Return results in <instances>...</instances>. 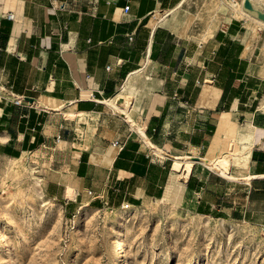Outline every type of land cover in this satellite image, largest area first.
Returning a JSON list of instances; mask_svg holds the SVG:
<instances>
[{"label": "crops", "instance_id": "1", "mask_svg": "<svg viewBox=\"0 0 264 264\" xmlns=\"http://www.w3.org/2000/svg\"><path fill=\"white\" fill-rule=\"evenodd\" d=\"M185 2L0 0V163L29 161L43 196L65 207L165 201L264 226V78L252 32L224 14L203 40L183 32L171 12ZM118 93L126 105L115 109L106 102ZM238 145L248 177L199 161ZM177 157L191 161L188 175L173 168Z\"/></svg>", "mask_w": 264, "mask_h": 264}, {"label": "rangeland", "instance_id": "2", "mask_svg": "<svg viewBox=\"0 0 264 264\" xmlns=\"http://www.w3.org/2000/svg\"><path fill=\"white\" fill-rule=\"evenodd\" d=\"M246 1L186 0L171 16L201 40L222 14L243 19L264 78V21L258 8L246 11ZM35 175L27 160L0 163V264H264V226L196 215L165 201L137 210L65 207L43 196ZM124 230V252L115 258L114 236Z\"/></svg>", "mask_w": 264, "mask_h": 264}, {"label": "bare ground", "instance_id": "3", "mask_svg": "<svg viewBox=\"0 0 264 264\" xmlns=\"http://www.w3.org/2000/svg\"><path fill=\"white\" fill-rule=\"evenodd\" d=\"M246 3H247L246 8H248L246 9V11H251L252 8H258L259 10H261L262 18L264 21V7L258 4L256 0H247ZM132 81L133 78L132 76H130L128 78L127 83L122 87L120 92L126 90ZM106 103L111 107H114L115 109L118 107V104L126 105L124 98L120 93L115 95V97L112 100H109ZM234 151L236 150H233L231 152H225L221 157L214 160L200 159L199 161H202L209 169L216 171L218 174H220L221 176L227 179H238L239 177H248V175L244 173L248 172L249 155H250L249 151L247 150L239 154L235 153ZM11 161L22 162L23 159H16ZM191 167H192V163L190 160H187L186 157L184 158L177 157L173 164V168L175 170H179V171L182 170L187 173V174L185 173V175L189 174ZM132 208L134 210H137L138 207H132ZM126 235L127 232L124 230V231H118L114 236L115 249L113 253L115 258H120L122 253L124 252L123 240Z\"/></svg>", "mask_w": 264, "mask_h": 264}, {"label": "built area", "instance_id": "4", "mask_svg": "<svg viewBox=\"0 0 264 264\" xmlns=\"http://www.w3.org/2000/svg\"><path fill=\"white\" fill-rule=\"evenodd\" d=\"M123 10H128V7H124V9ZM164 17H166V14H163L160 18H158V17H154V16H151L150 17V19L152 20V19H154L155 18V21H156V25L164 18ZM8 18L9 19H13L14 18V15L13 14H9L8 15ZM155 25V26H156ZM109 68L110 67H107V70H109ZM13 104H15V105H20L21 104V102H22V99H20V98H15V99H13ZM113 146H116V147H119L120 149L122 148L117 142H114L113 143ZM121 208H124V209H126V208H128V204H125V205H121Z\"/></svg>", "mask_w": 264, "mask_h": 264}, {"label": "water", "instance_id": "5", "mask_svg": "<svg viewBox=\"0 0 264 264\" xmlns=\"http://www.w3.org/2000/svg\"><path fill=\"white\" fill-rule=\"evenodd\" d=\"M245 4L247 5V3L245 2Z\"/></svg>", "mask_w": 264, "mask_h": 264}]
</instances>
